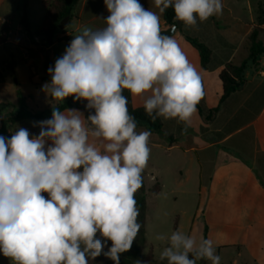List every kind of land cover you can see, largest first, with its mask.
Segmentation results:
<instances>
[{"label":"clouds","instance_id":"1","mask_svg":"<svg viewBox=\"0 0 264 264\" xmlns=\"http://www.w3.org/2000/svg\"><path fill=\"white\" fill-rule=\"evenodd\" d=\"M104 3L105 26L81 28L42 87L56 102L87 101L94 114L53 107L50 119L34 124L38 135L23 127L0 135V253L12 264H89L101 254L120 264L141 229L135 194L151 154V132L137 131L124 91L142 99L151 119L177 120L185 133L205 95L172 35L176 25L162 28L161 17L172 8L195 27L222 15V0H154L158 11L139 0ZM155 239L167 264H220L213 239L180 230Z\"/></svg>","mask_w":264,"mask_h":264},{"label":"crops","instance_id":"2","mask_svg":"<svg viewBox=\"0 0 264 264\" xmlns=\"http://www.w3.org/2000/svg\"><path fill=\"white\" fill-rule=\"evenodd\" d=\"M20 1L23 2L22 7L26 2L30 7V0ZM41 2L43 5V0ZM139 2L145 9L158 11L154 0ZM222 3V15L212 16L205 22L198 21L195 27L185 26L181 22L173 34L202 76L205 95L197 106L198 113L192 126L185 133L182 123L161 118L162 132L151 135L149 143L159 146L160 150L170 155L174 152L182 153L192 161L193 168L195 161L203 160L210 171L207 185H200L198 188L196 211L192 215L185 214L184 225L179 222L174 230H188V234L197 239H205V234L206 239H213L216 254L221 257L220 264H264V55L260 56L257 65L252 61L248 62L245 85L223 103V83L219 77L226 64L240 66L249 58L250 35L258 24L260 12L264 10V0H222ZM20 11L21 6H18V14ZM45 14L46 10L44 16ZM108 15L104 0H81L67 29L59 32L52 42L31 39L26 34L21 25L23 12L22 16H18L19 27L16 34L13 33L9 16H0L1 21L11 26L7 41L0 45V50H18L23 62L30 66L31 84L44 85L51 80L48 68L54 67L56 59L64 54L80 29L84 26L103 28L105 22L100 18ZM30 16L31 14L29 19ZM161 27H169L163 15ZM262 35L264 26L258 37L264 47ZM185 36L197 39L211 49L212 59L206 69L201 64L198 50ZM35 61H40L43 65V78L32 72V68L36 66ZM1 63L3 67L0 66V75L3 68L5 72L11 67L7 56L2 57ZM17 67V62H14L15 73ZM27 99L34 101V97L29 95L7 102L21 107L26 104ZM131 101L133 108L143 107L140 97L131 95ZM199 108L203 110V114ZM215 109L218 111L211 113ZM80 111L86 117V113ZM34 124V121H20L13 125L11 131L23 127L32 135H38L40 128L38 124ZM201 172L200 165V174ZM162 179L160 178L161 183ZM159 185L160 195L164 185L160 182ZM178 185L181 186V183ZM173 199L176 201L177 197ZM201 216L203 220H200ZM0 264L12 262L0 253Z\"/></svg>","mask_w":264,"mask_h":264},{"label":"rangeland","instance_id":"3","mask_svg":"<svg viewBox=\"0 0 264 264\" xmlns=\"http://www.w3.org/2000/svg\"><path fill=\"white\" fill-rule=\"evenodd\" d=\"M28 13L31 14L29 23L32 32H38L44 19V6L41 0H30ZM2 2V3H1ZM18 6L21 11L18 14ZM23 2L20 0H0V16L8 15L11 20L13 33H17L19 27V17L22 16ZM264 40V35H262ZM7 56L10 61V68L0 75V102H7L22 96H33L34 101L27 99L25 106L36 112L44 111L49 106H54L55 102H50L49 97L42 91L43 85L34 86L30 82V66H27L18 50L15 48L0 50V66L3 67L2 57ZM14 62H17V71H13ZM36 66L32 72L39 78H43V65L40 61H35ZM36 69V70H35ZM254 73V71H252ZM50 79L51 76L49 75ZM49 100V101H48ZM159 141V137L157 138ZM150 142V141H149ZM151 149L150 158L146 172L145 183L148 190H152L156 183L164 185L163 192L154 195L147 193L148 214L146 220V246L143 250L142 259L145 260L147 254L152 251L154 264H167V261L160 260V252L165 244L155 239L158 234L170 235L178 226L185 223L184 215H192L198 206V188L200 185H207L209 169L203 160L195 161V167L191 165V160L180 152L172 155L165 153L149 143ZM201 165V174H200ZM160 178H163L161 183ZM181 183V186L178 184ZM173 197H177L174 201ZM203 220V217H200ZM184 233L188 234V230ZM199 240V239H198ZM197 264H211L210 261L201 260Z\"/></svg>","mask_w":264,"mask_h":264},{"label":"trees","instance_id":"4","mask_svg":"<svg viewBox=\"0 0 264 264\" xmlns=\"http://www.w3.org/2000/svg\"><path fill=\"white\" fill-rule=\"evenodd\" d=\"M81 0H43V5L46 10V14L43 19L42 26L40 30L36 33L31 32L30 23H29V13L27 2L23 7V17L21 19V25L24 27V31L31 38H39L45 42H52L54 37L62 32L59 27L62 21L71 17L74 18L76 9L80 4ZM163 18L167 26L174 25L176 23L174 10L169 8L163 14ZM264 26V10L260 12L259 21L252 34L250 35L251 41V50L250 56L242 65L237 66L232 63H228L220 71L219 77L223 83V95L221 98V103L225 102L234 92L240 90L246 83L245 71L247 69L248 62L252 61L253 64L257 65L258 57L264 55V47L258 41L260 32L263 30ZM11 30L9 23L3 22L0 20V45H3L7 41V36ZM186 39L198 50L201 57V64L203 68H207L212 59V51L205 44L201 43L197 39L185 36ZM124 95L128 97L129 103L128 108L131 115H133L137 122V131L148 130L153 134H159L162 132L163 126L161 118L156 120L151 119L144 111L143 107L133 108L131 101V93L127 90L124 91ZM50 102L52 99L50 98ZM87 101H74L73 97L65 99L63 102H58L54 106H49L46 110L41 112H36L29 109L25 105L17 107L9 102L0 103V135H3L6 138H10L13 125L20 121H34L39 122L52 117L53 107H58L60 110L65 108H75L78 110H83L86 113V117L92 113L94 114V109L89 110L86 108ZM201 114L203 110L199 108ZM218 109L211 111V113H216ZM173 140V138H171ZM143 175V186L136 192L135 199L137 201V207L139 208L140 215L138 217V222L141 224V229L133 241L132 247L129 251L120 254V264H136V261L145 262V264H154V257L152 251H150L146 259H142L143 250L146 246V220L148 214V202H147V193L152 192L154 195H157L161 188L159 183L152 190L147 189L145 183V170L142 173ZM47 196V193H43ZM97 238H100L103 241V237L97 234ZM206 239V234H205ZM111 247V241H107L104 251H108ZM89 264H114V261L105 257L101 254L99 257H96L95 260H90Z\"/></svg>","mask_w":264,"mask_h":264},{"label":"water","instance_id":"5","mask_svg":"<svg viewBox=\"0 0 264 264\" xmlns=\"http://www.w3.org/2000/svg\"><path fill=\"white\" fill-rule=\"evenodd\" d=\"M70 20H71V17H67V18H65V19L62 21V23H61L59 29H60L61 31H65V30L67 29L69 23H70ZM180 23H181V22H179V21L176 20V23L174 24V25H176V29H177V27L180 25ZM165 34H166V35H171V32H168V33H165ZM173 34H174V33H172V35H173ZM258 59H260V56L258 57Z\"/></svg>","mask_w":264,"mask_h":264}]
</instances>
